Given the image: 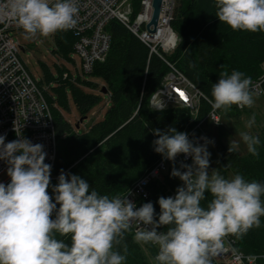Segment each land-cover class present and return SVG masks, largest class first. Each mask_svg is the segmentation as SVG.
I'll use <instances>...</instances> for the list:
<instances>
[{"label": "clouds", "instance_id": "1", "mask_svg": "<svg viewBox=\"0 0 264 264\" xmlns=\"http://www.w3.org/2000/svg\"><path fill=\"white\" fill-rule=\"evenodd\" d=\"M213 4L219 21L233 31L264 33V0ZM78 13L77 0H0V19L14 21L28 36L70 30ZM252 85V78L239 70L221 72L212 84L211 98H203L213 111L227 113L233 105L250 109ZM153 107L165 109L162 104ZM255 124L253 113L244 126L251 129ZM14 131L18 138L8 142L7 133L0 134V161L10 178L0 182V264H126L130 233L135 244L156 249L151 264H212L225 250L226 237L240 238L261 227L264 181L247 180L238 172L226 177L209 171L208 146L215 142L207 137L199 143L175 127L152 129L157 137L154 152L172 162L170 177L182 182L174 195L158 197L157 213L151 201L138 207L130 191L101 194L87 179L63 169L53 184L44 145L32 143L15 125ZM239 136L248 153L258 157L259 135L241 131ZM239 148L238 142L230 141L228 152ZM181 154L191 163L178 162Z\"/></svg>", "mask_w": 264, "mask_h": 264}, {"label": "trees", "instance_id": "2", "mask_svg": "<svg viewBox=\"0 0 264 264\" xmlns=\"http://www.w3.org/2000/svg\"><path fill=\"white\" fill-rule=\"evenodd\" d=\"M171 3L166 8L172 7ZM134 6L137 13L142 10L140 0H134ZM172 12L170 24L179 37L173 54L161 50H158L159 54L151 53L148 44L138 35L119 20L110 19L106 25L111 37L108 55L105 60L97 61L91 72L85 73L82 67H76L77 73L73 74L70 70L58 67L59 76L55 77L45 64H41L43 77L38 83L51 106L58 135L59 155L55 174H59L61 169L74 172L87 179L90 186L101 194L111 195L118 188L122 192L119 195H122L162 159L153 150L152 142L157 137L153 135L152 129L175 127L178 131L186 132L199 123L193 136L201 138L206 137L201 130L205 119L221 121L223 111H213L203 98L205 95L211 98L212 84L218 81L221 72L230 74L233 70H239L251 77L253 82L264 78V33L233 31L214 14L213 0H177ZM53 38L56 46L53 52L76 63L70 57L77 39L72 30L57 32ZM168 62L201 93L196 100V110L181 104H170L163 111L150 106L149 98L172 72ZM82 75L102 78L111 93L110 106L104 119L80 131V127L76 128L65 118L62 110L70 109V94L76 109L84 118L99 101L98 95L87 90L98 88L99 85L91 77L87 79ZM53 82L55 84L51 85ZM231 108L237 112L227 115L235 120L239 119L234 117L239 111L247 109L235 105ZM259 137L261 145L258 157L249 153H229L222 145L219 172L226 176V171L230 170L234 174H242L247 180L264 181V136ZM72 164L76 166L68 170ZM172 167L171 163L162 179L152 180L148 186L150 195L145 202H153L157 213L158 197L174 195L176 187L182 183L178 178L170 177ZM211 198L208 194L207 200ZM231 237L236 240L237 248L246 255L260 257L252 263L246 260L245 264H264V217H261L260 228H253L240 238ZM127 246V253L137 256L135 264H148L141 257L145 256L142 246L133 242L132 233L127 237ZM147 250L154 257L156 249L149 245ZM212 264L226 263L213 258Z\"/></svg>", "mask_w": 264, "mask_h": 264}, {"label": "built area", "instance_id": "3", "mask_svg": "<svg viewBox=\"0 0 264 264\" xmlns=\"http://www.w3.org/2000/svg\"><path fill=\"white\" fill-rule=\"evenodd\" d=\"M140 2L142 10L137 13L134 0H77L79 7L77 24L71 30L77 37L74 53L80 57V67L85 73L91 72L97 61L104 60L110 49L111 37L106 30L110 19L119 20L132 31L135 27L133 32L142 40L146 36L151 37L152 40L147 38L148 43H146L150 49L154 50H151V53L159 54L158 49L156 50L157 46L167 43L160 37L162 28H167L174 39H177L173 30H170L171 27L169 28L170 23L168 25L169 12L172 11V7L166 8L168 0H166L160 26L156 33H150L143 29L151 18L152 0H140ZM132 18H134L133 26H131ZM15 29H20V27L14 21L7 18L0 19V134L7 133L6 142L17 139L14 131L15 125L18 131H21L32 143H42L47 153L45 162L52 165L51 180H54L59 175L54 173L59 155L56 124L44 97V90L39 86L38 80L30 73L26 63L19 55L21 48L12 36V31ZM174 39L170 42L173 45L176 43ZM167 47L172 46L168 45ZM168 65L171 66L172 72L165 77L161 87L156 91L154 97L156 104H162L165 108L170 104L197 106L196 100L201 95L199 90L174 65L172 66L169 62ZM66 75L67 73H65ZM263 83L264 78L253 82V95L264 94ZM166 91H169L168 98L163 97ZM213 117L217 118L215 115ZM196 128L186 132L189 139H195L201 143L202 139L193 136ZM190 159H185L183 154L177 157L179 161ZM171 163L162 158L128 190L131 193L129 198L135 200L138 207L149 198V183L159 178ZM6 168L7 165L0 161V175L6 172ZM9 180L8 177L2 182L7 183ZM224 243L225 250L214 257L216 260L226 264H245L246 260H249L250 263L253 262L251 258L254 255L249 256L238 250L236 240L231 236L226 237ZM227 255L230 256L229 262L226 261Z\"/></svg>", "mask_w": 264, "mask_h": 264}, {"label": "rangeland", "instance_id": "4", "mask_svg": "<svg viewBox=\"0 0 264 264\" xmlns=\"http://www.w3.org/2000/svg\"><path fill=\"white\" fill-rule=\"evenodd\" d=\"M177 5V0H173V5L172 6V11ZM170 13V17L168 18V25L170 18L172 19L173 12ZM133 21L134 19H131V26H133ZM139 23H141L140 20H138ZM171 27V24L169 28ZM172 27L170 28V30ZM143 30V29H142ZM132 31V30H131ZM133 31H135V27H133ZM132 31V32H133ZM135 33V32H134ZM170 34V32L168 31ZM175 33V32H174ZM176 34V33H175ZM54 35V34H53ZM53 35H50L48 37H42L39 34L35 36H28L27 34L24 33L23 29H15L12 31V36L18 42L20 46V55L21 58L24 60L26 63L28 69L30 72L33 74V76L36 79H41L43 77V71L41 64H45L48 69L52 72V74L57 77L59 76V68L58 67H63L66 70H70L73 74L77 73L76 67L80 68V57L76 53H71L70 57L75 60L76 63H71L70 61H67L66 59L59 57L57 54H55L53 51L56 49L55 47V42ZM177 39L175 40V44L173 45L170 39H172V34L170 36V39L167 41L166 44L158 45L156 50H161L163 52H167L169 54H173L174 51L176 50V47L179 43V37L176 34ZM147 36L146 38H143V42L148 43L147 41ZM148 39H151L149 37ZM149 43L150 40H149ZM172 46V47H167V46ZM154 46V45H153ZM154 51L153 49H151ZM108 55V54H107ZM106 55V57H107ZM105 57V58H106ZM104 58V60H105ZM180 62V61H179ZM76 64V65H74ZM264 68V65H263ZM83 77L87 79H92L93 82L97 83L99 86L98 88L95 89H87L89 91H92L96 95L99 96V101L91 108V112L87 115L86 118L82 117V115L78 112L76 109V106L74 104V100L71 96L69 95V104H70V109L69 110H62L65 118L72 122L73 126L76 128L80 127V131L87 129L89 125H91L93 122L102 120L104 119L107 110L110 106V91L107 93H103L101 89L103 87H106L107 84L105 81L97 76H90V75H82ZM192 83V82H191ZM55 82H53L51 85H54ZM193 84V83H192ZM196 87V86H195ZM170 91V90H169ZM166 91L165 94H163L164 98H168V92ZM157 92H155L150 98H149V104L151 105H157L156 100H154V97ZM162 98V97H161ZM254 98V104L252 108H247L244 111H239L238 115H235V118H239L238 120L232 119L230 116L227 115L229 112H237L235 109L231 108L227 113L222 112L221 113V123L219 126H216L213 121L209 118L205 119L202 122L201 130L202 133L209 139L214 140V145H209L208 150L211 153L210 157V168L209 171H219L220 167V147L224 145L227 149L229 148V143L230 141H236L240 144V148L237 151L238 154H246L248 153L246 146L243 144V142L240 139L239 133L241 131H249L252 134H257L261 137L264 136V95L258 96V95H253ZM170 99V98H169ZM173 101L172 99H170ZM172 105H177V104H172ZM179 105V104H178ZM186 107H190L187 105H184ZM191 109L196 110L197 106L195 107H190ZM194 114V112H192ZM255 113L256 116V124L251 128V129H246L245 128V122L249 119V117ZM240 115V116H239ZM199 123L195 124L193 128L198 127ZM189 131V130H188ZM179 162V161H178ZM76 166V164H72L68 170ZM167 171V170H166ZM226 177H231L234 175L232 171H226ZM73 174H76L73 172ZM163 176V175H162ZM162 176H160L157 179H162ZM8 178L6 172L0 175V182L6 180ZM156 179V180H157ZM57 179L51 180L53 184H55ZM49 194L51 195V189L48 190ZM122 192H119L118 188L114 189L112 194L110 196L114 195H119ZM134 231V230H133ZM147 247L149 245H144L142 246V250L145 254V256H141L144 258V260L148 263L151 264V260L153 258V255L150 254V252L147 250ZM127 259H126V264H135L136 261V255L133 253H127L126 254ZM253 256V255H252ZM230 256L227 255L226 261L229 262Z\"/></svg>", "mask_w": 264, "mask_h": 264}, {"label": "water", "instance_id": "5", "mask_svg": "<svg viewBox=\"0 0 264 264\" xmlns=\"http://www.w3.org/2000/svg\"><path fill=\"white\" fill-rule=\"evenodd\" d=\"M164 4L165 0H152L151 6H152V12H151V18L148 22L146 29L150 33H156L158 31V25L161 21L162 14L164 11ZM103 93H107L108 90L106 87L102 88Z\"/></svg>", "mask_w": 264, "mask_h": 264}, {"label": "bare ground", "instance_id": "6", "mask_svg": "<svg viewBox=\"0 0 264 264\" xmlns=\"http://www.w3.org/2000/svg\"><path fill=\"white\" fill-rule=\"evenodd\" d=\"M172 1L173 0H168V3H171ZM170 36H171V33L170 34L168 33V29L167 28H162L161 29V31H160V37L163 38V40L168 41L170 39ZM173 39H174V36L172 35V39H170V40H173ZM175 40L176 39H174V41Z\"/></svg>", "mask_w": 264, "mask_h": 264}]
</instances>
